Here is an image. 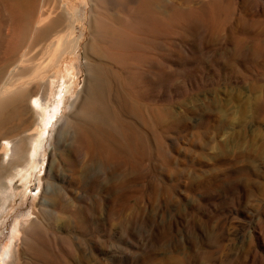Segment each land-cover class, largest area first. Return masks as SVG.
<instances>
[{"label":"rangeland","instance_id":"obj_1","mask_svg":"<svg viewBox=\"0 0 264 264\" xmlns=\"http://www.w3.org/2000/svg\"><path fill=\"white\" fill-rule=\"evenodd\" d=\"M57 4L81 47L102 11L118 20L123 54L108 30L104 52L131 104L109 100L117 121L139 126V106L154 125L136 160L93 157L75 126L74 56L56 112L45 121L33 95L0 127V264H264V0H38V12ZM18 31L0 0V68L22 53Z\"/></svg>","mask_w":264,"mask_h":264},{"label":"bare ground","instance_id":"obj_2","mask_svg":"<svg viewBox=\"0 0 264 264\" xmlns=\"http://www.w3.org/2000/svg\"><path fill=\"white\" fill-rule=\"evenodd\" d=\"M3 2L9 8L10 20L16 21L19 26L15 48L23 49L12 63L0 68V81L9 74L14 77L19 76L11 92H6L9 88L8 83L0 90L3 93L0 97V127L21 118L27 107L28 98L33 95V104L41 110V117L45 121L47 113L56 112L71 91L66 85L67 76L72 72L74 56H78L85 58L86 79L85 94L79 105L75 126L85 137L89 152L95 155L93 157L105 159L131 157L136 160L145 135L144 128H153L155 115H150L149 121H146L144 111L139 106H135L139 126L131 121L116 119L115 109L108 97L109 93L119 92L117 94L122 96L121 105L131 104L124 90L128 84L127 71L117 64H111L104 52V43L108 41L105 39L109 38L106 33L108 30L113 32L112 37L119 36L117 40L118 46H121L119 52L120 55L123 54L122 49L126 42L118 20L111 19L109 11H102L101 21L90 26L87 31L88 35H91L90 39H85L86 42L81 47L79 41L83 34H79L81 38L73 37L76 28L74 13L64 9L60 4L50 10L56 11V15L51 16V13L42 12V9L38 12V0H3ZM144 6L146 7V4ZM150 7L152 6H148ZM151 10L166 20L165 12L158 11L155 7ZM65 85L66 89L62 88ZM40 89L41 92H48L52 96V103L46 102L47 97L44 93L38 95ZM16 126L15 128L18 129L19 124ZM5 147V156L10 158L14 144L7 139Z\"/></svg>","mask_w":264,"mask_h":264}]
</instances>
